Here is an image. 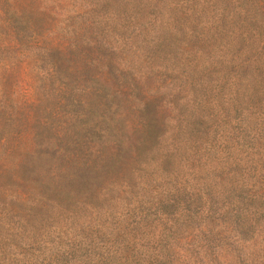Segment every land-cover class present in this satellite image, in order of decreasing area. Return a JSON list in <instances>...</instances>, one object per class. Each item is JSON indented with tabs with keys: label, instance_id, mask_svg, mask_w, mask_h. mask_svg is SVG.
<instances>
[{
	"label": "trees",
	"instance_id": "obj_1",
	"mask_svg": "<svg viewBox=\"0 0 264 264\" xmlns=\"http://www.w3.org/2000/svg\"><path fill=\"white\" fill-rule=\"evenodd\" d=\"M58 3L52 16L41 0H0L9 27L0 42V174L3 156L32 135L12 181L70 197L141 156L157 151L168 162L226 122L264 116V0ZM25 77L29 94L20 95ZM170 121L173 134L159 126Z\"/></svg>",
	"mask_w": 264,
	"mask_h": 264
},
{
	"label": "rangeland",
	"instance_id": "obj_2",
	"mask_svg": "<svg viewBox=\"0 0 264 264\" xmlns=\"http://www.w3.org/2000/svg\"><path fill=\"white\" fill-rule=\"evenodd\" d=\"M58 2L41 5L55 16ZM6 25L0 19V42ZM29 84L25 77L20 95ZM260 116L251 126L226 122L168 162L157 151L141 156L70 197L32 179L12 181L9 169L32 146L24 133L16 152L3 156L0 264H264ZM159 126L176 131L175 122Z\"/></svg>",
	"mask_w": 264,
	"mask_h": 264
}]
</instances>
